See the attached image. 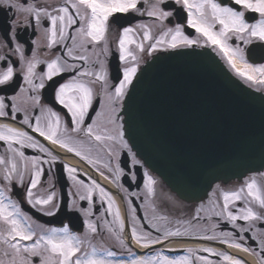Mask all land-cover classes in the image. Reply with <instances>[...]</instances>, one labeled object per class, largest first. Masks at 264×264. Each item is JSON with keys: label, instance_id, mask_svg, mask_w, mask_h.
I'll return each instance as SVG.
<instances>
[{"label": "snow or ice", "instance_id": "6c2138e0", "mask_svg": "<svg viewBox=\"0 0 264 264\" xmlns=\"http://www.w3.org/2000/svg\"><path fill=\"white\" fill-rule=\"evenodd\" d=\"M229 2L233 6H222L217 0H152L151 3H149V0H65L64 6L53 8L49 11L47 7L29 4L27 0H0V11H3L6 17L8 11H13L14 14H23L26 22L25 28L29 26V17L34 19L35 27L41 26L43 21H47L50 27L44 29L47 38L46 47L51 49L53 46L71 39L73 46L67 48L66 55L72 57L73 60L87 62L88 56L73 55V48L77 45V39L79 38L80 40L79 47L84 51H86V44H92L95 47L96 44L105 41L106 34L109 31L110 18L116 14L140 12L139 5L146 3L149 4L147 16L162 22L173 17L174 6L179 5L180 11L187 12V25L194 29L199 34V37L203 38L206 45L212 46L214 50L222 55L236 75L255 84L264 85V64L255 65L249 63L245 49L238 44L233 46V44L229 43L230 40L235 38L242 41L245 45L251 44L253 40L264 44V0H229ZM236 6L243 10H236ZM166 8L169 10H166ZM70 9L74 10V12L70 11ZM246 11L259 14L260 19L254 23L249 22L246 19ZM17 23L18 21L14 17L10 20L5 19L3 32L5 37L10 38L11 41L16 40ZM76 25H78L75 29L76 35H70L68 30ZM217 25H219L218 30H216ZM138 27L145 28L141 42L133 38L135 29L131 27L123 28L122 34L118 39V59L124 62L125 66L122 73L123 78L118 80L114 95H108L109 103L113 106H110L107 112H97V117L101 119L92 120V123L86 127L84 126L85 120L92 108L94 94L93 89L83 82L81 78L94 76L95 80L91 81V83L102 81L106 85L108 73L103 68V65H101V71L99 72L90 70L79 71L76 64H69L67 61L61 62V58L57 57L47 63V71L38 77L40 82L37 84L34 83V78L37 77L35 69L41 61L36 58L34 50L32 51V58H26L23 46L17 42L15 52L19 54L22 69H24L26 64L22 79L29 86L28 89L21 88V93L28 90L35 92L37 89H44L46 81H53L55 77L63 73L73 74L65 83L59 84L54 89L55 101L70 114L71 124L74 125L71 131L75 133L83 132L89 146L85 151L81 150L84 148L83 142H81L80 147L70 146L68 142L70 137L62 138L67 132V128L61 129L59 114L48 108L47 116L44 117L41 98L38 95L28 97L27 100L31 101V104L27 105L26 101L27 106L23 110L27 112L29 107H41V115L35 117L34 126L30 123L27 115H25L22 123L53 145L59 144L60 147L67 149L68 153H74L75 156L86 161L89 165H94L98 162L88 154L93 150L98 153L106 151L111 157L114 154L116 145L128 148V143L124 139V125L123 123H118L122 117L114 104L115 101L122 100L125 97L128 87L133 83L138 71L139 53L145 51L143 41L155 40L154 43L148 45L149 54L155 51L158 46L165 44L171 49H176L180 46L191 47L200 43L199 37L197 39L188 38L181 30L180 25H177L175 29L169 28L167 31H163L158 38L153 37L146 25H139ZM167 37H170V39H166ZM32 43L36 44L37 41L33 40ZM129 45H135V49L130 48ZM103 51L107 53V47ZM7 60V57L0 56V61H5L6 63L5 69L0 72V86H3L0 87V91H6L14 80L13 66L7 63ZM117 72L119 73V68H117ZM11 99L16 101L17 96H13ZM5 108V97L0 96V117L7 115ZM21 110L15 103L12 104L13 113ZM12 118L15 119V115ZM0 141L6 142L8 151L12 153V157L7 159L4 156H0V165H4L5 181L11 182L15 175V178L23 186L24 172L18 171L15 157L25 158V153L20 151L19 148H14V144L19 145L20 148H38L40 152L48 154L50 161H55L56 159L48 148L38 140H34L28 132L17 130L8 125H0ZM128 150L131 152L130 148ZM50 161L46 160L43 163H49ZM133 162L139 163L134 156ZM28 164L31 165L30 171L32 175L25 188L26 202L33 208L39 206V210L42 213L52 216L55 212L46 209L44 206L53 205L55 192H49L46 196H37L34 192L38 188L43 175V169L40 167L41 158L37 156L26 161V170H29ZM65 169L69 174L70 180L84 186V181L77 180L75 175L78 169L68 165H65ZM115 171L117 173L120 172L119 164L116 165ZM260 175L264 176V173ZM118 178L119 176L117 175ZM154 184L155 181L149 176L145 183L146 199L154 195ZM94 189H98L102 198L106 199L108 204L107 212L114 215V221L119 223V228L122 232L124 222L121 220L119 210L115 208V201L107 190L95 180L92 181V187L87 188L86 194L80 195V200H88L91 204ZM7 191H9L7 188L0 190V245L4 246V257L6 258L0 259V264H35L37 258L38 264H113L112 260L97 258V249L95 247H92L90 253L85 251L82 256H78L77 253L81 252L83 241L78 235L72 234L67 226L43 229L41 234L38 235L34 228L35 222L21 211L19 202L11 200L6 195ZM222 199L223 205L220 211L214 212V215L228 221L234 229H239L241 233L240 240L244 239L242 234L248 232L252 224L256 221L264 222V186L258 185L256 179H250L238 191L223 192ZM241 199H245V207L240 210L239 215L234 214L229 206ZM250 205H257L259 210ZM54 207L58 209V205H54ZM152 210L154 213L153 219L167 221V217L155 215V207ZM201 211H203V207L197 210L194 219H201ZM87 214L90 215L91 213ZM133 218L135 219V217ZM238 220L249 222V227L245 228L238 225L236 223ZM177 223H187L190 227L195 228L190 221H177ZM85 224L90 233H97L96 224L87 220ZM149 227L157 232H162L163 239L160 236L153 237L151 232H144L142 235L138 234L137 228L133 227L131 229V239L143 248L162 244L169 237L182 236L189 230L185 228L184 232H182L180 228H177L172 231L166 227L162 228L156 223L149 224ZM215 227L217 225H213V228ZM108 231L116 237L121 247H127L124 239L112 227H108ZM232 235V233H221L220 243L228 244L230 247L242 250L245 253L257 255L259 264H264V256H260L250 246L237 242L234 238L230 239ZM34 237L36 239L33 243H26L33 241ZM201 238L204 240H216L217 236L205 235ZM260 244L262 251H264V238L261 239ZM105 251L107 257L115 255L111 251ZM198 251H203L210 255H223V259L228 261L229 264H246L242 258L215 252L210 247H204ZM187 252L192 254L193 249H187ZM128 264H213V261L206 256H197L193 260H190L188 256L181 259H169L157 253L156 256L133 258L128 261Z\"/></svg>", "mask_w": 264, "mask_h": 264}, {"label": "flooded vegetation", "instance_id": "af4514ba", "mask_svg": "<svg viewBox=\"0 0 264 264\" xmlns=\"http://www.w3.org/2000/svg\"><path fill=\"white\" fill-rule=\"evenodd\" d=\"M27 2L38 7H47L49 11L53 8L64 6L65 4V0H27ZM151 2L152 0H149V3ZM217 2L221 3L219 0H217ZM221 4L222 6H233L232 4ZM139 7L140 12L116 14L114 17L110 18L109 31L106 34L105 41L96 44L95 47H93L92 44H86V51H84L79 47L80 40L79 38L77 39V45L73 48V55H86L89 58L87 62L73 60L72 57L66 55L67 48L73 46L71 39L59 43L51 49L46 47L47 38L44 29L50 27L47 21H43L41 26L35 27L34 19L29 17V26L25 28L26 22L23 14H14L13 11H8L6 17L4 12L0 11V56L8 58L7 63L13 66L15 74L12 85L8 86L6 91H0V96L5 97V111L7 112L6 116L0 117V125H8L17 130L28 132L34 140H38L56 157L55 161H50L48 154L40 152L38 148H20L19 145L14 144V148H19L20 151L25 153V158L15 157L18 164V171L24 172L23 186L21 182L15 178V175L11 182L5 181L4 165H0V190H4L5 188L9 189L6 195L11 200L19 202L21 211L26 213L31 217V220L35 222L34 228L38 235L41 234L43 229L63 228L65 226L69 228L72 234L78 235L83 241L81 252L77 253L78 256H82L85 251L90 253L92 247H95L97 249V258L112 260L113 264H128V261L133 258L156 256L157 253L169 259H181L182 257L188 256L190 260H193L197 256H206L209 260L213 261V264H229L228 261L223 259V255H210L203 251H198L204 247H210L215 252L242 258L246 264H259V257L257 255L245 253L242 250L230 247L228 244L220 243V239L222 238L221 233H232L233 235L230 239L234 238L237 242L250 246L256 253L260 254V256H264V251H262V246L260 244L261 239L264 238V222L256 221L252 224L248 232L242 234L244 239L240 240L241 233L239 229H234L228 221L214 215V212L220 211L223 205V192L238 191L242 186H245L246 182L250 181V179H256L260 174L259 172L249 174L241 180H230L226 183L215 182L203 200L187 202L176 196L163 180L159 179L143 165L142 161L131 149L125 137L124 139L128 143V148H122L116 145L114 154L111 157L106 151L98 153L96 150H93L88 154L98 162L94 165H89L86 161L75 156L74 153H68L67 149L60 147L59 144L53 145L50 141L45 140L43 137L39 136L38 133L33 132L27 125L22 123L25 115H27L30 123L34 126L35 117L41 115V107H29L27 112L23 110L27 105L31 104V101H28L27 98L38 95L41 98L44 117L47 116V109L51 108L53 111L57 112L61 118V129L67 128V132L62 138L70 137L68 140L70 146L80 147L81 142H83L84 148L81 149L82 151H85L89 146L83 132L75 133L71 131L74 125L71 124L70 114L55 101L54 89L57 88L59 84L65 83L73 74L67 72L63 73L55 77L53 81H46V87L44 89H37L35 92L28 90L21 93V88L28 89L29 86L22 79L26 64L24 69H22L19 61V54L15 52L17 42L23 46L26 58L31 59L32 51L34 50L36 52V58L41 61V63L37 64L35 69L37 77L34 78V83L37 84L40 82L38 77L47 71V63L57 57L61 58V62L67 61L69 64H76L77 70L79 71L90 70L99 72L101 71V65H103V68L108 73L106 85L102 81L91 83V81L95 80L94 76L81 78L83 82L93 89L94 94L92 108L85 120L84 126L86 127L88 124L92 123V120L101 119L97 117V112H107L109 107L113 106L109 103L108 95H114L115 87L118 86V80L123 78L122 73L125 66L124 62L118 59V39L122 34L123 28L131 27L135 29L133 38L138 42L142 41L143 32L145 31V28L138 27L139 25H146L154 38H158L163 31H167L169 28L175 29L177 25L181 26V30L188 38L197 39L199 37V34L187 25V12L180 11L179 5L174 6L173 17L162 22L147 16L149 4L142 3ZM166 10L169 9L166 8ZM236 10L243 9L236 6ZM70 11L74 12V10L71 9ZM258 16L259 15H257V20L260 19ZM13 17L18 21L16 25L15 41L6 38L3 32L5 19L7 18L10 20ZM76 27H78V25L68 30L70 35H76ZM218 27L217 25L216 30ZM166 39H170V37ZM33 40L37 41V43L33 44ZM199 40V45H193L194 47L206 45L202 37H199ZM154 42L155 40L143 41L145 44V51L139 53L138 64L158 50L169 49L165 44L158 46L155 51L149 54L148 45ZM230 42L232 44H238L241 48H244L245 45L242 41L236 40L235 38L230 40ZM105 47H107V53L103 51ZM129 47L135 49V45H129ZM210 47L213 48L212 46ZM112 57L118 61L119 73L117 72V68L113 69L111 67L112 62H110V59H112ZM5 67V61H0V72H2ZM252 84L255 88L264 91V85L255 84L253 82ZM13 96H17L16 101H12L11 98ZM26 101L27 105L25 103ZM13 103L22 110L13 113ZM114 106L119 110V115L122 117V100L115 101ZM13 115H15V119L12 118ZM118 123H122V119L118 121ZM129 148L131 152H129ZM0 156H4L6 159L12 157V153L8 151L7 143L4 141H0ZM37 156L41 158L40 167L43 169V175L38 188L35 189L34 192L37 196H46L49 192H55L53 205L44 206L46 209L55 212L52 216L42 213L39 210V206L33 208L26 202L25 188L29 183L32 172L30 171L31 165L28 164L29 170H26L25 164L26 161L30 160L32 157ZM133 156L135 160L139 161L138 164L133 162ZM68 157L77 160L73 163L69 161ZM46 160L50 162L43 163V161ZM117 164H119L120 168L119 173L115 171ZM65 165L78 169L75 175L77 176V180L84 181V186L69 179V174L65 169ZM105 165H107V167H105ZM101 173H103V175H101ZM145 173H147V175H145ZM117 175L119 176L118 179ZM139 176L140 178L138 179ZM149 176L155 181V193L152 197L146 199L145 183ZM262 177L263 179H256V181L258 185L264 186V176ZM93 180L105 188L115 201V208L119 210L121 220L124 222V229L122 232L120 231L119 223L114 221V215L107 212V201L102 198L98 189L93 190L91 204L88 200H80V195H85L87 188L92 187ZM245 203V199L234 202L230 204V210L233 211L234 214L239 215L240 210L245 207ZM54 205H58V209L54 207ZM250 206L259 210L257 205ZM153 207L156 209L155 215L167 217V221L153 219ZM201 207H203V211L200 212L201 219L196 220L194 216ZM89 212L91 213L90 215L87 214ZM133 217H135V219ZM209 217L211 218L209 219ZM86 220L96 224L97 233L93 234L88 231L85 224ZM177 221H190L191 225H194L195 228L190 227L187 223L178 224ZM151 223H156L162 228L166 227L172 231H175L177 228H180L182 232H184L185 228L189 230L182 236L169 237L167 240H164L162 244L143 248L131 239V229L136 227L138 234L142 235L144 232H151L153 237L160 236L163 239L162 232H157L155 229L149 227ZM236 223L245 228L249 227V222L238 220ZM213 225H217V227L213 228ZM108 227H112L113 230L124 239L127 247L120 246L116 237L108 231ZM205 235H216L217 239L204 240L201 237ZM253 237H255V239H253ZM35 239L36 237H34L33 241L26 243L31 244ZM187 249H193V253H188ZM105 250L111 251L115 253V255L107 257ZM0 259H6L4 257V246L2 245H0ZM35 264H38V258L35 260Z\"/></svg>", "mask_w": 264, "mask_h": 264}, {"label": "water", "instance_id": "95a60500", "mask_svg": "<svg viewBox=\"0 0 264 264\" xmlns=\"http://www.w3.org/2000/svg\"><path fill=\"white\" fill-rule=\"evenodd\" d=\"M247 56L263 61L264 44H249ZM121 113L135 154L183 200L264 168V93L208 46L154 53L139 66Z\"/></svg>", "mask_w": 264, "mask_h": 264}, {"label": "rangeland", "instance_id": "374dc122", "mask_svg": "<svg viewBox=\"0 0 264 264\" xmlns=\"http://www.w3.org/2000/svg\"><path fill=\"white\" fill-rule=\"evenodd\" d=\"M218 26H219V25H218ZM218 29H219V27H218ZM218 29H217V30H218ZM229 43L232 44L230 41H229ZM236 45H237V44H233V46H236ZM261 64H264V63H261ZM256 65H260V64H256ZM261 173H264V171H263V172H260V174H261ZM260 174H259V176L256 177V179H263L262 175H260Z\"/></svg>", "mask_w": 264, "mask_h": 264}, {"label": "bare ground", "instance_id": "6f19581e", "mask_svg": "<svg viewBox=\"0 0 264 264\" xmlns=\"http://www.w3.org/2000/svg\"><path fill=\"white\" fill-rule=\"evenodd\" d=\"M68 159H69V161H71V162H73V163L76 162V161H75L73 158H71V157H68Z\"/></svg>", "mask_w": 264, "mask_h": 264}]
</instances>
